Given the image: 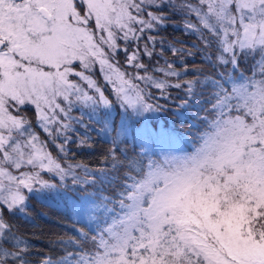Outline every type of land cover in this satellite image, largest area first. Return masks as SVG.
Wrapping results in <instances>:
<instances>
[{
	"label": "snow or ice",
	"instance_id": "6c2138e0",
	"mask_svg": "<svg viewBox=\"0 0 264 264\" xmlns=\"http://www.w3.org/2000/svg\"><path fill=\"white\" fill-rule=\"evenodd\" d=\"M173 15L185 17L183 30L198 36L193 47L217 69L213 75L172 83L169 78L182 73L166 57L164 66L153 68L164 76L149 74L141 53L150 58L155 49L139 41L146 37L155 45L147 33ZM120 41L137 47L121 48ZM119 51L133 72L119 66ZM171 51L182 64L198 54L174 45ZM248 57L255 60L252 75H234ZM97 67L114 99L93 78ZM170 88L184 91L180 119L181 109L203 104L199 97L208 92L210 108L200 110L212 119L199 146L147 163L129 157L121 147L128 121L166 110L152 89L171 99ZM73 109L82 115H71ZM94 130L111 145L110 168L65 166L49 151L51 144L64 158L74 156L68 145L91 148ZM151 135L145 128L133 139L143 143ZM121 168L135 175L125 173L113 201L102 190ZM45 190L74 195L78 222L88 231L59 240L65 254L39 264H264V0H0V264H31V245L4 211L25 213L29 195Z\"/></svg>",
	"mask_w": 264,
	"mask_h": 264
},
{
	"label": "trees",
	"instance_id": "16d2710c",
	"mask_svg": "<svg viewBox=\"0 0 264 264\" xmlns=\"http://www.w3.org/2000/svg\"><path fill=\"white\" fill-rule=\"evenodd\" d=\"M184 19L185 17L173 15L171 20L166 21L159 30L153 29L148 32L147 35H151L156 38L157 42L155 45H153L152 41L147 40L146 37L139 41V47L143 48L144 44H148L150 50L153 47L155 49L154 55L150 58L141 53L142 62L149 66L148 72L150 75L158 78L164 76L162 72H154L153 68H160L161 66H164L165 57L167 58V62L169 64H174L175 68L182 73L180 77H170L169 79L172 83H176L180 80H202L204 76H211L215 73V71H217V69H214L211 65L204 63L198 50L193 47L194 44H199L200 40L197 35L183 30ZM190 19L195 22L194 16L190 17ZM160 41H163L164 57L159 55L162 47ZM119 43L121 48L129 47V50L137 47V44L135 43L131 45H128L123 41H120ZM173 45L177 48H188L193 51H197L198 53L195 57H185L184 64L188 67L186 72L183 71L184 64L180 63L177 59L178 54H174L171 51V46ZM209 51L215 52V49L213 48ZM214 58L215 57H213V59ZM115 59L119 61V66L122 70L127 72L134 71L132 66H125V56L122 51L117 52ZM256 59H259V57H256ZM254 66L255 60L248 57L240 63L239 71L234 73V75H242L244 77L251 76ZM219 71H223V69H219ZM140 74L143 75V71H140ZM94 77L98 83L101 81L98 68L94 70ZM141 87H143V84H141ZM103 88L105 90V95H108L110 99H114L106 82H104ZM152 92L158 98V102L166 106V110L146 113L148 114V121L151 122V120H154L156 124H160L162 122V125L167 129V132L175 140L183 142V147L187 148L188 146L189 148H192L194 145H198L200 143L201 134L207 129L208 124L212 119L210 111L200 110L201 108H210V105L207 103L208 92L205 90L203 96L199 97L200 100L204 101L203 104L196 103L192 107L188 108L187 111L181 109V111L184 112L183 119H180L176 114L177 106L184 97V91L182 89L170 88L169 93L171 95V99H168L167 97H160L159 90L152 89ZM74 110L79 111L77 109ZM119 111L120 109L117 108L116 112L119 113ZM24 112H26L25 114L27 116L32 117L35 120V113L31 106L25 107ZM76 114L79 117L82 115V113ZM114 116L117 122L119 116L115 113ZM205 117H207V119H205ZM84 119L87 120L86 115L84 116ZM136 119V123L141 121L140 117H136ZM129 122L132 123L130 120ZM95 127L98 129L100 126L96 125ZM38 130L42 132L39 128ZM92 137L93 139L90 141L92 144L91 148H78L77 145L74 144L76 147L74 155V158H76L75 160L82 163L84 166H87L89 169L110 168L111 163L109 160L105 159V157L108 156V149L111 145L106 142L102 133H98L95 130L92 132ZM127 138L131 139L128 136ZM134 141L141 142L139 139H135ZM139 146L140 144L136 142L131 144L127 141L121 147L122 149L127 150V155L129 157L139 159L140 156H143L145 163H147L148 157H150V152L148 150L140 151ZM117 155H119V153H117ZM125 173L135 175V172H129L127 168H121L114 174V182L111 185H106L104 187V193H106L110 198L119 200L118 194L122 190L121 184L125 181ZM131 182V180H127L128 184ZM27 205L28 206L25 209V213L27 215H25V213H20L19 211L9 213L5 209L4 217L9 223L14 225L13 230L17 232V235L27 240L31 245V264H38L40 260L44 258L54 259V257L57 258L58 256L64 255L65 253L59 244V240L63 239L67 241L70 237L78 236L77 229H84V231H88L83 222H78L73 219V217L64 208L59 207L57 204L42 201L39 197L30 194ZM91 246L92 242L89 240L87 243H84V250L87 251V249ZM21 247L24 246L21 245ZM70 250L80 252L79 248Z\"/></svg>",
	"mask_w": 264,
	"mask_h": 264
},
{
	"label": "rangeland",
	"instance_id": "374dc122",
	"mask_svg": "<svg viewBox=\"0 0 264 264\" xmlns=\"http://www.w3.org/2000/svg\"><path fill=\"white\" fill-rule=\"evenodd\" d=\"M99 74H100L101 81L99 83L98 82L97 83L103 88L105 81L103 79V74L100 71H99ZM93 78L95 79L94 76H93ZM73 79H78V78H73ZM84 87H87V85L85 84ZM108 87L111 90V85L108 84ZM76 113L81 114L80 111H75L73 109L71 115H73L75 117H79ZM147 116H148V114H146V113H144L142 116H140L141 121L138 123H136L137 119L135 116L130 119V121L132 123H130L128 121V128H129L128 137L131 139H133L134 134L139 135L141 132L144 131L145 128H147L148 130L151 131L152 135L147 136L145 138V141L143 142L144 145L139 141H134V140H131L128 138L125 140V142L129 141L131 144H133L135 142L140 144V146H139L140 151L148 150L150 152V157H148V159H158L159 160V159H163L166 154H180L183 152H192L195 150L196 147L199 146V144H198V145H194L192 148H189L188 146H187V148L183 147V145H182L183 142L182 141L179 142L178 140H175L167 132V129L162 125V122L160 124H156L154 122V120H151V122H149L147 119ZM29 118L33 119L32 117H29ZM119 122H120V119L117 120V123H119ZM33 123L35 126V120L33 121ZM36 131L40 133L42 139H45V140L48 139L46 134L43 132H40L38 130V128H36ZM58 143H63V141L62 140L58 141ZM48 147H49V151L52 152L53 156L57 157V159H59L61 161V163L64 164L65 166L67 165L68 162H71L73 164L79 163V164L83 165L82 163L75 160L76 158H74V156H70L67 159L64 158L61 154L58 153L57 148L54 147L53 145L49 144ZM68 148H69L70 152L75 153L76 147L74 146V144L70 143L68 145ZM76 171L80 174H83V168H77ZM44 178L50 179L52 182L57 183V184L60 183L59 178L54 177L52 174H44ZM67 183H69V184L71 183L70 177L68 178ZM79 187L86 188L88 192L93 193V194H96V191H97L96 189L89 188L87 185H80ZM102 195L104 197L110 198L106 193H104L103 190H102ZM34 196L39 197L40 200H42V201H48V202H52L54 204H57L59 207L64 208L73 217V219L78 221V217L76 216L75 211H74V207H73V202L76 199L74 195H72V196H60V195H56L54 190H45L44 193L36 194ZM110 199L113 201H118L117 199H112V198H110ZM113 207H114L113 204L108 205L109 209H112ZM115 211L117 213L119 212L118 206H115ZM109 214H110L109 212L103 213L105 219H107L109 217ZM61 256H63V255H61ZM61 256H58L57 258L54 257V259L56 260ZM54 259H52V260H54Z\"/></svg>",
	"mask_w": 264,
	"mask_h": 264
}]
</instances>
